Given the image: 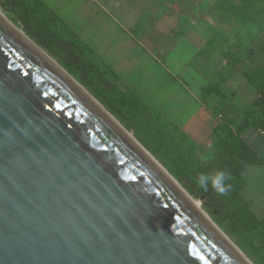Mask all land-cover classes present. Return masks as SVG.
<instances>
[{
  "label": "water",
  "instance_id": "1",
  "mask_svg": "<svg viewBox=\"0 0 264 264\" xmlns=\"http://www.w3.org/2000/svg\"><path fill=\"white\" fill-rule=\"evenodd\" d=\"M3 8L0 264H252Z\"/></svg>",
  "mask_w": 264,
  "mask_h": 264
},
{
  "label": "crops",
  "instance_id": "2",
  "mask_svg": "<svg viewBox=\"0 0 264 264\" xmlns=\"http://www.w3.org/2000/svg\"><path fill=\"white\" fill-rule=\"evenodd\" d=\"M40 1L125 84H137L187 135L196 153L202 156L209 145L212 150V130L218 124L213 117V103L218 96L211 94L203 102L201 89L216 80L212 76L206 81L204 67H197V57L207 47L210 33L203 20L180 9L181 0L168 1L166 8L159 5L161 10L155 12L160 16L149 25L141 19L148 13V0ZM206 54L209 59L218 55L213 48L206 50ZM229 82L219 83L222 92ZM216 105L219 106L218 101ZM252 130L254 134L246 143L260 162L244 163L239 195L250 212L261 219L264 216V136L260 130Z\"/></svg>",
  "mask_w": 264,
  "mask_h": 264
},
{
  "label": "trees",
  "instance_id": "3",
  "mask_svg": "<svg viewBox=\"0 0 264 264\" xmlns=\"http://www.w3.org/2000/svg\"><path fill=\"white\" fill-rule=\"evenodd\" d=\"M255 1L258 0H241L240 5L237 6V10L241 12L240 17L249 19L256 15V12L252 10ZM3 4L9 14V19L14 22L19 21L24 33L38 46L45 49L71 76L87 88L88 92L125 129L131 131L137 141L155 158L162 160L161 154L155 148V143L163 141L168 147H177L187 165L195 167L201 165L195 162V145L187 135L145 95H142L137 84H125L116 72L105 64L45 4L40 0H3ZM208 42H211V37ZM221 55L225 59V63L215 73L217 80L208 83L201 89V97L204 102L211 94H216L219 97L218 104L223 106L219 102L226 99L227 96L219 88V83L227 79L234 63L240 59V56L237 52L230 50L223 51ZM247 79L251 86L258 90L259 97L252 101L243 113L241 121L233 127L218 122L213 128V159L209 160L207 166L216 165L215 175L218 178H213V176L209 178L207 181L209 186L202 185L200 193L205 198V208L209 215H214L216 219H219L221 215L228 214L235 226L264 232V216L258 219L252 214L248 204L239 195L244 163L260 162L259 157L242 139L241 134L248 129H258L263 131L264 136V66L255 68L247 76ZM117 81L124 87L119 86ZM214 113L216 114V112ZM217 115L221 117L220 113ZM149 128L152 133V141L149 140L150 133L145 136L142 134ZM163 166L170 170L167 163H163ZM187 173L192 174L194 171L188 168ZM173 176L189 190L190 194H193V190L184 182L187 180H182V177L176 174ZM221 182L222 184H219ZM219 200L224 209L217 216L218 208H215L212 201L219 202ZM219 224L223 225V221H219ZM225 230L228 232V229Z\"/></svg>",
  "mask_w": 264,
  "mask_h": 264
},
{
  "label": "rangeland",
  "instance_id": "4",
  "mask_svg": "<svg viewBox=\"0 0 264 264\" xmlns=\"http://www.w3.org/2000/svg\"><path fill=\"white\" fill-rule=\"evenodd\" d=\"M148 1L150 5L147 11L148 13L147 15H143L141 19L149 25L159 18L160 15L155 12V10H161L159 5L165 8L169 7L167 4L170 0ZM181 2L180 9L190 15H196L198 19L203 20L210 33L211 42H208L207 47L197 57V67H204L206 81H210L212 76L217 80L215 68L218 66L221 67L225 63V59L221 55L223 51L230 50L237 52L240 56V59L234 63L231 73L226 79L230 81L224 87V93L227 97L219 102L223 106L219 105L217 107L218 97H215L216 103H213L215 107L213 110L216 112L213 117L217 118L218 122L226 123L233 127L241 121L243 113L252 101L259 97L258 90L251 86L247 76L255 68L264 66V0H258L253 3L252 10L256 12V15H253L249 19L240 17L241 12L237 10V6L240 5L241 0H181ZM1 11L9 19L7 11L4 8ZM9 20L23 31L19 21L14 22L11 19ZM173 30L177 32V29ZM210 48H213L218 53L212 59H209L208 54H206V50H210ZM43 50L47 53L45 49ZM99 58L103 61L101 57ZM105 64L107 63L105 62ZM117 83L122 88L124 87L119 81ZM85 89L88 91L87 88ZM141 93L145 95L143 92ZM219 113L221 117L217 115ZM129 132L133 135L131 131ZM148 133H150L149 140L152 141L150 128L145 130L144 133L142 132L144 136ZM252 134H254V131L248 129L244 131L242 139L245 142L250 141ZM207 147L209 149L202 156L196 153V157L194 154L196 164H201L198 165L199 167L190 164L187 165L178 148L168 147L163 141L155 143V148L161 154L162 160L155 158L147 150L162 166L163 163H167L170 166V170L163 167L191 197L200 201V206L206 213L205 198L200 193L201 186H209V182L207 183V181L212 176L213 178H218L215 175L216 165L212 164V166H207L209 160L213 159V149L211 150L210 145ZM188 168H191L194 173H187ZM173 174L182 177V180H187L184 182L193 190V194H190L189 190ZM201 178L204 179L202 180ZM219 184H222V182ZM212 203L215 208H218L217 216H219L222 209H224L222 208L221 201H212ZM209 217L252 264H264V232H260L258 229L246 230L240 226H235L228 214L221 215L219 219H216L214 215H209ZM219 221H223V225L219 224ZM225 229H228V232Z\"/></svg>",
  "mask_w": 264,
  "mask_h": 264
},
{
  "label": "bare ground",
  "instance_id": "5",
  "mask_svg": "<svg viewBox=\"0 0 264 264\" xmlns=\"http://www.w3.org/2000/svg\"><path fill=\"white\" fill-rule=\"evenodd\" d=\"M33 47L36 49V50H38L45 58H47L46 56H45V54L41 51V50H39L38 48H36L34 45H33ZM53 64V63H52ZM54 66H55V64H53ZM56 67V66H55ZM189 199H191L190 200V202L200 211V209H201V203H200V201L199 200H196L195 198H193V197H189Z\"/></svg>",
  "mask_w": 264,
  "mask_h": 264
},
{
  "label": "built area",
  "instance_id": "6",
  "mask_svg": "<svg viewBox=\"0 0 264 264\" xmlns=\"http://www.w3.org/2000/svg\"><path fill=\"white\" fill-rule=\"evenodd\" d=\"M263 134V131H260Z\"/></svg>",
  "mask_w": 264,
  "mask_h": 264
}]
</instances>
